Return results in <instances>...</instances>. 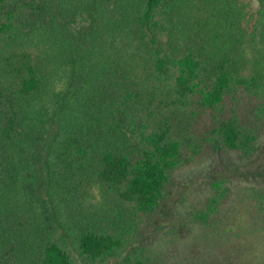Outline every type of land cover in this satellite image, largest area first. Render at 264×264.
Listing matches in <instances>:
<instances>
[{
  "label": "trees",
  "instance_id": "trees-1",
  "mask_svg": "<svg viewBox=\"0 0 264 264\" xmlns=\"http://www.w3.org/2000/svg\"><path fill=\"white\" fill-rule=\"evenodd\" d=\"M63 1L0 0V42L38 23L56 27L61 12L67 14L71 6ZM72 1L92 16L95 12L90 32L81 29L78 39L58 44V56L76 84L74 96L85 110L56 140H45L54 153L53 162L47 155L43 159V184L51 193L72 195L98 183L127 205L129 214L145 217L148 227L138 237L124 238L83 219L63 221L59 208L46 206L63 228L39 223L35 228L41 232L32 238L31 249L22 247L20 230L10 224L9 215H0V264H143L141 240L166 211L173 172L202 153L220 157V169L193 182L206 184L208 191L202 202L192 204L188 221L204 226L209 216L216 221L223 205L230 206L238 194L231 184L244 180L235 170L254 167L250 171L260 175L245 185L244 204L259 219L264 242V170H257L264 164V0H246L236 9L235 30L244 28L241 36L248 31L256 53L251 70L244 71L239 59L232 58L241 37L230 33L228 14L219 12L209 29L198 30L195 39L179 48L168 37L174 18L167 0H132L128 10L117 3L118 14L106 15L104 26L96 23L104 0ZM203 26L199 22L197 28ZM206 30L211 33L203 41L200 33ZM138 48L146 56L145 68L133 82L132 57ZM44 63L22 53L10 69V82L0 84V192L10 188L16 175L17 144L24 136L18 113L46 86ZM180 110L191 120L184 138L172 130ZM198 127L202 130L195 137ZM63 199L68 202L66 195Z\"/></svg>",
  "mask_w": 264,
  "mask_h": 264
},
{
  "label": "rangeland",
  "instance_id": "rangeland-1",
  "mask_svg": "<svg viewBox=\"0 0 264 264\" xmlns=\"http://www.w3.org/2000/svg\"><path fill=\"white\" fill-rule=\"evenodd\" d=\"M131 1L104 0L99 8V12L104 13L96 23L104 26L106 15L118 14L117 3H123L128 10ZM245 1L167 0L174 18L168 36L171 43L173 40L179 44L177 47L184 48L195 39V32L205 27L209 29V22L213 17H218L219 12L228 14L231 18L228 26L230 33L234 36L237 33L241 37L232 58L239 59L243 71L246 68L251 70V62L256 53L248 40V31L241 36L244 28L235 30L234 24L236 9ZM62 4L71 6L67 14L65 11L61 12L56 27L38 23V26L32 27V30L21 36L0 42L2 86L10 82V69L22 58V53H27L39 63L44 61L46 66L43 71L46 86L20 107L18 116L24 136L17 144V172L10 188L0 192V215H9L10 224L20 230L23 248L32 249V238L36 239L41 232L40 227L35 228L39 223L44 227L53 224L58 229L63 228V223L59 220L55 224L54 217L49 215V210H45L46 206L59 208V216L63 221L65 219L71 223L83 219L124 238L138 237L148 227L145 217L136 218L129 214L128 206L114 200L98 183L93 182L85 190L79 189L72 195L62 190L51 193L43 184L47 180L43 159L47 155L48 160L53 162L54 153V149L51 150L52 144L49 145V141L45 140H56L68 126L73 127L78 122L79 112L85 110L82 104L78 105V97L74 96L76 84L69 78L62 57L58 56V44L72 36L78 39L79 36L75 34L81 29H88L90 32L95 16V12L92 16L82 6L73 4L72 0H65ZM242 8L245 10V7ZM199 22L204 26L197 28ZM124 23L130 24L129 19H125ZM209 32L211 33L206 30L200 33L203 41ZM10 53L12 54L9 55ZM142 56L145 54L138 48L132 57L130 76H134L133 82L138 81L140 74H144ZM182 111L174 114L172 130L178 131L184 138L187 128L191 129V120ZM59 128L62 129L58 130ZM200 130L202 129L198 127L195 137ZM217 160L220 161V157L202 153L173 172V179L168 182L171 197L165 204L166 211L160 218L155 217L158 222L154 226L150 224L148 228L152 233L141 240L139 255L144 261L143 264H264L263 229L259 219L254 216V211H250L246 202L244 204L247 191L245 185L250 183L249 178L260 175L250 171L256 168L244 165L235 170L244 180L231 184L238 189V194H234L230 206L223 205V213L217 216L216 221L213 216H209V222L207 220L208 223L204 226L187 219L192 204L202 202L204 193L208 191L206 184L195 186L193 182H199L220 169L216 165ZM53 165L54 163L50 166ZM263 166L264 164L260 165L257 170L263 171ZM186 188L188 189L185 190ZM65 195L68 202L63 199ZM14 232L18 233L15 230Z\"/></svg>",
  "mask_w": 264,
  "mask_h": 264
}]
</instances>
